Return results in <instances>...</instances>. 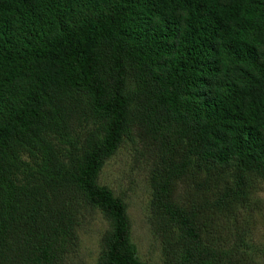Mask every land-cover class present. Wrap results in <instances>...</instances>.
Here are the masks:
<instances>
[{
  "label": "trees",
  "instance_id": "16d2710c",
  "mask_svg": "<svg viewBox=\"0 0 264 264\" xmlns=\"http://www.w3.org/2000/svg\"><path fill=\"white\" fill-rule=\"evenodd\" d=\"M125 139L161 264H252L264 0H0V264H75L96 210V263L150 264L98 182Z\"/></svg>",
  "mask_w": 264,
  "mask_h": 264
},
{
  "label": "rangeland",
  "instance_id": "374dc122",
  "mask_svg": "<svg viewBox=\"0 0 264 264\" xmlns=\"http://www.w3.org/2000/svg\"><path fill=\"white\" fill-rule=\"evenodd\" d=\"M134 149L127 139L105 160L98 176V182L109 186L114 195L123 196L131 221V237L136 246L138 258L150 264H161L158 239L148 226L151 189L148 183V169L144 155ZM25 158V157H24ZM26 159V158H25ZM256 198L262 199V207L254 212L255 226L247 234L250 249L246 253L253 258L252 264H264V183L261 182ZM108 227L105 217L98 211L86 215L79 228V249L73 256L75 264H97L100 238Z\"/></svg>",
  "mask_w": 264,
  "mask_h": 264
}]
</instances>
